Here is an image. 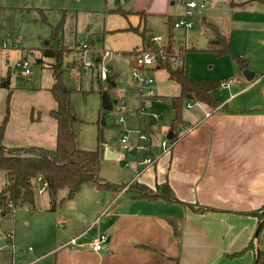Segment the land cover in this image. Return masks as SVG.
<instances>
[{"label": "crops", "instance_id": "1", "mask_svg": "<svg viewBox=\"0 0 264 264\" xmlns=\"http://www.w3.org/2000/svg\"><path fill=\"white\" fill-rule=\"evenodd\" d=\"M131 2L133 10L117 8L113 11L121 9L129 12L126 14L128 16L137 14L140 17L163 15L166 16L167 27L170 17L175 21L184 12V5L174 0ZM236 4L232 3L233 6ZM207 17L231 35L233 50V25L226 31L215 18ZM196 22L200 24L197 31H192L194 27L191 31L174 28L175 37V30L185 32V37L178 39L177 44L190 42L196 44L197 47L190 46L194 50H207L212 32L198 20ZM145 28L150 29L148 25ZM202 35L205 37L204 47L199 42ZM89 40L91 46L84 45L92 48V38ZM143 45L144 40L131 53L135 55V51ZM41 47L35 48L38 50L36 52L40 50L36 59L38 62H41ZM19 50L18 40H13L11 45L4 43L0 46V123L9 111L4 145L55 148L58 124L50 114L57 106L50 91L54 79L52 83L45 84L39 79L31 80V85L27 84V80L23 84L15 82L18 62L29 61L27 52L25 54L24 50ZM106 51H100L95 58L99 73L103 65L100 60ZM233 52L247 59L248 67L231 70L224 88L229 93L219 88L216 91L219 106L212 108L205 102H188L191 113L184 115L183 109V124L175 131L178 135L171 139L174 135L170 129L171 122L162 130L163 134L166 133L163 139L167 138L173 144L171 149L164 152L163 139L153 138L155 132L149 134L150 148L145 155L157 156L156 163L140 174L138 164L135 170L137 174L122 182L139 180L151 188L168 182L178 198L177 202L163 198H138L133 194L129 197L126 188L114 193L84 185L73 195L84 192L83 197L67 200L63 218L57 220L65 228L59 235L56 234L58 240L50 244V248L35 249L33 258L28 256L21 259L22 256L11 250L13 239H8L11 247L0 249V264H253L257 249L247 246L252 239L259 246V240L255 238L259 218L254 211L264 205V101L258 98L264 92V66L259 70L252 68L250 63L254 61L251 56L240 51ZM12 60L15 61L14 65L11 64ZM257 62L264 65L262 58ZM155 66L146 69L153 77L154 70L161 69ZM133 67H137L135 58ZM10 68L15 70L11 77V91L2 85V78ZM247 71L249 76L254 74L253 78L246 76ZM112 84L116 85V81ZM251 92L253 95L250 99L242 97ZM157 96L160 95L157 93ZM171 96H166L169 101ZM172 113L171 121L173 109ZM146 129L150 131L152 128L147 126ZM102 147L103 153L109 148L105 145ZM109 149L122 158V154ZM128 157L137 159L132 153ZM44 190L47 193V189ZM61 194L66 195L67 192ZM47 203L49 207V195ZM48 207L45 210L58 211L49 210ZM17 211L14 214L16 218ZM29 223L26 221V224ZM103 233L108 235V240L102 249L93 250L92 243ZM30 250L32 246L25 248L24 252ZM48 253L55 256L51 263L45 261L46 257L43 258Z\"/></svg>", "mask_w": 264, "mask_h": 264}, {"label": "rangeland", "instance_id": "2", "mask_svg": "<svg viewBox=\"0 0 264 264\" xmlns=\"http://www.w3.org/2000/svg\"><path fill=\"white\" fill-rule=\"evenodd\" d=\"M132 0H0V46L4 43L11 45L13 40H18V48L28 55L31 74H23L24 68H18L15 82L31 85V80L39 79L43 84L52 83L51 63L54 61L43 58L42 62L36 60L40 54L37 47L43 46L53 35L56 26H63L56 33L55 43L62 47L66 46L62 69H64V84L70 89L71 105L81 119L74 123L73 128L78 134L79 146L89 149H97L100 145L116 150L122 154V158L107 157L103 153L101 175L107 180L121 184L135 176L136 166L139 159H130L128 154H137V149L127 151L124 149L122 138L127 135V144L136 146L140 131L148 136L145 142L149 146L150 135L155 132L153 138L163 139L166 133L162 130L170 125L172 108L167 95L180 92V85L168 78L165 69L154 70V85L141 87L140 80L133 76L134 71V48L142 44V36L139 32L130 30L138 27L144 30L148 25L147 40L155 44H164L168 40V27L166 16L149 14L140 17L137 14L125 15L113 11L122 8L127 11L133 10ZM203 4V13L215 18L223 28L228 31L233 25V50L247 54L253 58L250 67L259 70L264 65L257 59H264V4L256 0H197ZM237 3L233 6L232 3ZM180 9V8H179ZM172 11V10H171ZM197 23V22H196ZM201 23V20L199 21ZM200 24H195L192 31L199 30ZM202 25V24H201ZM191 31V30H190ZM174 33V29H173ZM175 47L178 39L185 37L182 29L175 30ZM151 36H161L160 40H152ZM92 38V48H84ZM79 45H76V44ZM188 44V45H187ZM187 46H196L192 43ZM89 45V44H88ZM42 48V47H41ZM35 52H31L28 50ZM263 49V50H262ZM19 50V51H20ZM103 50V65L108 69V77L104 81L98 78L96 65L86 66L85 61L96 63L95 58ZM136 53V52H135ZM258 55L260 57H258ZM185 63L191 76L199 79H219L222 85L219 90L229 93L224 89L230 78L231 70L240 68L231 54L218 55L207 50H187ZM84 60V61H83ZM83 61V63L81 62ZM41 63V64H40ZM43 63V64H42ZM14 65L15 61H11ZM84 64V66H83ZM83 68V71L81 70ZM142 74H150L146 69L140 70ZM262 72V71H261ZM260 72V73H261ZM151 75V74H150ZM116 81V85H113ZM112 84L105 88L110 96L113 108L104 109L102 104L103 89L106 84ZM162 84L163 86H159ZM103 89V90H102ZM153 91V95H148ZM157 93L160 96H157ZM253 92L245 94L244 98L250 99ZM264 101V92L259 97ZM187 101L184 105V115H190ZM103 118L105 124L102 123ZM152 129L148 131L146 127ZM105 140L103 141L101 136ZM150 134V135H149ZM111 150V149H110ZM147 151L142 152V157ZM141 166H139V169ZM139 169H137L139 171ZM6 184L4 172L0 171V189ZM37 210L31 212L28 207L17 211V218L13 213L5 218L0 216V249L11 247L8 239H13L12 251H16L21 259L33 258L34 251L50 248V244L58 240L59 233L65 227L57 223L58 218L66 208L67 200L73 201L83 197L84 192L70 197L58 204L57 212L45 210L48 207V195L41 185L38 187ZM128 193L127 196H131ZM71 203V202H70ZM74 202H72L73 204ZM61 210V211H60ZM16 219V220H15ZM26 221L30 222L26 224ZM14 233L10 234V230ZM96 228L93 230L95 232ZM91 231L93 234L94 232ZM28 233L30 236L28 237ZM57 234V235H56ZM56 235V236H54ZM8 237V238H7ZM49 237L51 240L49 241ZM32 246V250L24 252L25 248ZM14 249V250H13ZM30 252V253H29ZM55 251H53L54 253ZM45 261H54L55 256L48 253ZM48 257V258H47Z\"/></svg>", "mask_w": 264, "mask_h": 264}, {"label": "trees", "instance_id": "3", "mask_svg": "<svg viewBox=\"0 0 264 264\" xmlns=\"http://www.w3.org/2000/svg\"><path fill=\"white\" fill-rule=\"evenodd\" d=\"M257 1L264 3V0ZM116 11L125 15L129 13L121 9ZM200 20L205 29L212 32L208 49L218 55L231 54L242 69L247 68L249 61L232 50L231 35L225 32L216 21L207 16L200 17L198 21ZM168 24V40L167 43L162 45L147 40L148 29L146 28L141 30L138 27H131L130 30L139 32L144 40L143 47L135 51L136 54L141 51H155L158 54L155 67L165 69L169 79L180 85V93L170 97L174 112L170 129L174 134L171 139H174L178 135L175 131L184 121L183 109L185 103L189 100L201 101L212 108H216L220 104L216 91L221 87L222 81L219 79L196 80L191 77L185 63V54L187 50H194V48L184 44L177 51L174 43V21L171 17ZM61 26H63L62 23L55 27L52 37L41 48L42 57L54 60L50 67L54 76L50 91L57 102V106L51 110L50 114L58 124L57 144L55 148L5 146L3 139L8 121V111L3 122L0 123V171L4 172V178H6V184L0 189V216L5 218L7 214L25 207H28L31 212L37 210V190L40 184L38 177H41L42 181L48 185L46 188L49 195L48 209L52 211L57 210L58 204L63 203L68 198L67 194L62 195V192L76 193L84 185H92L100 191L114 193H119L126 188V192L138 198H163L169 202H177L178 198L168 182L151 188L139 180L121 184L107 180L101 175L104 152L102 145L97 149H87L79 146L78 134L75 132L73 125L81 119L71 105L70 89L63 82L64 69H62V66L67 50L64 44V47H62L55 43L56 33ZM88 46H91V44ZM42 61L43 58H41ZM81 62L83 63V61ZM14 71L10 68L7 75L2 78V85L9 88L10 91L11 77ZM97 74L100 81L107 79L101 77L99 70ZM109 87L110 83L102 88ZM254 213L259 218V224L262 223V225L257 237L259 240V254H256L253 264H264V205ZM11 233L13 235L14 229L10 230ZM9 241H12V239H9ZM247 248L256 250V241L252 239Z\"/></svg>", "mask_w": 264, "mask_h": 264}, {"label": "built area", "instance_id": "4", "mask_svg": "<svg viewBox=\"0 0 264 264\" xmlns=\"http://www.w3.org/2000/svg\"><path fill=\"white\" fill-rule=\"evenodd\" d=\"M176 2H180L184 5V12L174 21V27L175 28H182L186 31H189L192 29L196 23V21L204 15L203 13V4L199 3L197 0H174ZM152 40H160L161 36H154L151 38ZM86 48L87 46L84 45ZM104 54H108V51H106ZM158 54L155 51H141L137 54H135V61H136V68L133 71L134 78L141 82L142 90L144 91L145 87L149 85H154V77L149 74H142L140 70L142 69H148L153 66H155L157 62V56ZM85 67H90L96 65V63H91L90 61H85ZM18 68H24V73L29 74L31 73V67L28 60H23L18 62L17 64ZM100 75L102 78L108 77V69L106 66L102 65L100 68ZM154 92L150 91L148 95H153ZM127 135L124 134L122 138V142L124 143V149L127 151H133L135 148L137 149L136 158L139 159V165L141 168L138 171V174H140L143 170L147 169L148 167L152 166L157 161V156L153 155H145L142 157V152L148 151L150 146L146 145L145 142L148 140V136L140 131L139 134V142L136 146L128 145L127 144ZM162 145L164 152L169 151L172 147V143L169 142V139H163ZM38 180L40 181V185L42 189L47 188V183L42 181L41 177H38ZM108 240L107 234H100L99 237L92 243L91 247L95 251H99L102 249L104 243ZM74 241V239L72 240Z\"/></svg>", "mask_w": 264, "mask_h": 264}, {"label": "water", "instance_id": "5", "mask_svg": "<svg viewBox=\"0 0 264 264\" xmlns=\"http://www.w3.org/2000/svg\"><path fill=\"white\" fill-rule=\"evenodd\" d=\"M199 42H200V46H201V47H204V44H205V37H204V35H202V36L200 37ZM245 74H246V76H247L249 79L253 78L252 76H254L253 73H251L252 76H249V71L245 72ZM102 103H103V108H104V109L110 110V109L113 108V104H112V102H111V100H110V96H109L107 90H104V91H103ZM102 123L105 124V119H104V118H103V120H102ZM170 135H171V134H170ZM101 136H102V139H103V141H104L105 138H104V136H103V131H101ZM105 154H106L107 157H112V158H118V157H119V154H118V153H116V152L110 150L109 148H106V150H105ZM73 195H74V193L71 192L69 196H73ZM261 225H262V223L259 224V226L257 227V230H256V232H255V237H256V238H257L258 235H259V231H260V227H261ZM258 254H259V246L257 247V255H258Z\"/></svg>", "mask_w": 264, "mask_h": 264}]
</instances>
